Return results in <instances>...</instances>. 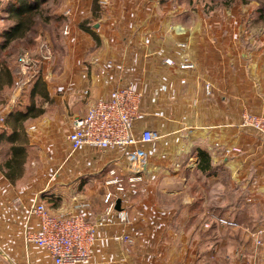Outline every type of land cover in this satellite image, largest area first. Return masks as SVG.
I'll return each mask as SVG.
<instances>
[{"label":"crops","instance_id":"obj_1","mask_svg":"<svg viewBox=\"0 0 264 264\" xmlns=\"http://www.w3.org/2000/svg\"><path fill=\"white\" fill-rule=\"evenodd\" d=\"M4 1L0 21L10 23L13 13L2 8ZM94 1L60 0L58 15L72 28L68 34L61 29L55 38L63 42L61 60L44 61L40 71L44 85L37 83L33 92L45 94L50 106L24 121L29 145L15 181L3 165L13 144L11 126L0 116V146L8 142L0 154V264H55L45 248L24 239V231L38 223L29 208L41 200L54 213L71 211L76 198L89 202L85 211L97 231L91 259L78 264H264V238L258 244L255 233L262 227L237 219L236 225L221 223L211 214L233 218L230 210L212 203L220 196L206 203L210 189L223 185L224 178L238 187L237 201L246 200V191L264 193V141L238 126L245 108L264 112V31L255 33L251 26L258 2L238 3L223 12L200 9L183 19L169 13L176 0H111L105 6L97 0L96 44L80 27L92 19ZM180 41H187V48H180ZM184 55L195 63L193 69L165 62ZM205 81L212 83L210 95ZM123 84L134 85L142 96L136 130L148 127L158 136L147 145L150 161L143 179L114 198L115 209L129 210L132 225L118 222L104 200L110 189L104 179L109 169L125 167L123 154L91 147L71 153L67 138L74 117ZM232 145L242 152L225 155L224 148ZM198 148L208 152L213 169L202 172L193 185ZM215 173L226 176L216 179ZM199 188L202 195H195ZM128 233L135 238L130 248L122 240Z\"/></svg>","mask_w":264,"mask_h":264},{"label":"built area","instance_id":"obj_2","mask_svg":"<svg viewBox=\"0 0 264 264\" xmlns=\"http://www.w3.org/2000/svg\"><path fill=\"white\" fill-rule=\"evenodd\" d=\"M102 6L111 0H98ZM70 10L64 12L70 16ZM72 28V22L65 21L63 33L68 34ZM185 45V44H181ZM46 46V54L43 61L50 57ZM25 63L23 69L30 68L28 53L21 55ZM169 65H176L180 70L193 69L195 63L188 57L180 58L177 62L173 58H166ZM205 93L211 94L209 83L204 84ZM142 117V96L132 84H123L112 88L107 95L100 97L91 103L86 113L76 116L71 122L68 133L70 152L74 153L83 147H91L100 150H119L124 157L125 167L109 169V175L104 179L108 186L104 200L108 203V210L113 211L118 222L123 225H132L130 212L127 208L115 209L114 198L127 192V185L140 181L144 177L149 165L150 154L148 146L157 133L148 127L136 130V123ZM249 122L254 129L264 136V115H255ZM30 128H34L31 126ZM238 145L226 148L225 151L240 152ZM112 187V188H111ZM89 202L76 198L71 211H50L46 204L37 200L29 208V213L37 218V227L26 229L24 239L45 248L53 258L55 264H78L87 262L92 257V247L97 239L95 224L88 221L86 209ZM210 218H216L221 223L233 224L221 216L211 214ZM204 226H210V220H206ZM263 228L256 230L258 244L262 243L261 234ZM122 240L130 248L135 244L133 234H124Z\"/></svg>","mask_w":264,"mask_h":264},{"label":"rangeland","instance_id":"obj_3","mask_svg":"<svg viewBox=\"0 0 264 264\" xmlns=\"http://www.w3.org/2000/svg\"><path fill=\"white\" fill-rule=\"evenodd\" d=\"M252 1L258 2L259 10H257V6H256L255 10L257 13L255 12L254 17L251 18V21H252L251 26H252V29L255 30V33H259V32L264 31V0H176L177 4H173L170 6L169 9L171 12L169 13L178 14L183 19H187L189 16H194L195 12L197 13L198 10L200 9L203 12L205 11V13L207 11L223 12L222 11L223 9L234 8L235 5L238 3L248 4L249 2H252ZM61 5L62 3H60V0H49L48 1L47 6H46L47 10H44L39 16H37L38 21L40 22H38L37 36H35L33 43L28 44V45L24 44V45L19 46L11 42L6 47V49L4 50L0 49V59L5 62L7 61L8 64L7 63L6 64L11 69L10 76H12V80H10L6 71H4L3 75H0L1 76L0 78V116L3 115V117H5L10 113L11 110L19 109L21 106L24 107V105H26L29 102H32L36 106L41 105L45 109V112L47 111V109H49L48 106H50V103L46 106V103H45L46 98L40 97V96L36 97V93L33 91H35V88H36L35 83L37 82L35 81H37V78L39 77V74H40L39 71L42 70L45 64L43 61V58H44V55L46 54V46L49 49V51H51L49 53L50 57L47 59L49 64L51 62L52 64H57L58 61L61 60V57L63 55V50H64V48H62L63 42L60 40L57 41L54 37L55 35L56 36L58 35L61 29L63 30V26L62 24H60L61 22H59V19L56 18V17H60L58 13L60 12L59 8ZM260 8H261V12H260ZM48 13L50 14L51 20L50 22L45 23L43 22L44 17H46V14ZM177 18L180 19L179 17ZM253 18H254V22H253ZM4 21L7 22L9 20L5 19ZM4 21L3 20L0 21V25H2ZM0 30H1V26H0ZM47 33L51 37L49 36L46 37L44 35ZM1 41L3 40L0 38V42ZM257 42L259 43V46H260L261 41H257ZM181 44H185V45H181ZM262 44H264V42ZM178 46L182 49H185L187 48L188 43L187 41H180L178 43ZM243 48H246L247 54L249 56L248 48L246 46H244ZM25 52L29 54V57L31 60L30 65H29L30 68L27 69L26 71L23 69L25 63L20 58L21 55L24 54ZM183 57H188V56L184 55L181 58ZM40 77L41 79L43 78L41 75ZM206 83L210 84L211 91H212V83L210 81H205L204 84ZM21 89L25 91L23 92L24 93L23 97L20 96L21 94L19 95L20 91L22 92ZM15 94H18L19 96L12 103L11 100L13 96H15ZM252 114L264 115V112H255V111L245 108L242 111L241 119H240V122L238 123V126L241 129H244L247 133L251 132L255 134L257 137H259L262 141H264V136L260 133L259 130L254 129L253 125L249 122V120L253 118L251 117ZM28 120L29 119H27L26 122ZM7 122L9 126H11L10 128H12L14 124L16 123L13 117L8 119ZM25 124L24 126L26 127ZM23 139L24 140L27 139V136H25ZM6 143L8 142H5L3 140V144H1L2 147L0 146V154H4ZM232 146L230 147L227 146L224 148L225 155H230L232 153V152L227 153L225 151L226 148H231ZM199 149H202V148L197 149V156H198ZM7 156H6V159H7ZM8 160H9V157H8ZM8 160H5L3 162L4 166H6V162ZM214 172H217L216 168ZM224 174L225 173H222L221 175H219L215 173L214 177L216 176L217 177L216 179H218ZM191 175L190 177H192V181L190 182L193 185L196 182V178L198 176L199 177L203 176L202 171L199 168H197V171L193 172ZM224 179L226 181L222 180L224 182L223 185H220V187L218 185H215L212 187V189H210V191L208 192L209 201L206 203L211 204L210 202H212L211 200L212 197H214L215 195L220 196L221 200H217L218 202L213 201L212 203L214 205H217L218 203H220L222 207L227 208L226 209L227 211L230 210L231 216L234 219V221H232L233 219L230 220L231 222H235L236 219L246 224L248 223L252 224L253 222H255L258 224V226H261L264 229V193L257 194L253 192L254 193L253 195L250 191H246L245 193L247 194V196L245 197L246 200L244 199L243 201H237L236 199H237V196L239 195L238 187H233L230 184V182L227 181L226 178ZM203 184L206 186L204 182ZM203 184L201 182L202 186ZM202 193L203 192L201 191V188H199L197 189V191H195L194 194L202 195ZM249 194L250 196H248ZM232 208L237 209V211L239 210V212H240V209H243V210L240 212L239 215H236L235 217V215L232 214V211H231ZM230 225H233V224H230ZM260 236L261 238L262 237L264 238V231ZM260 250H262V248Z\"/></svg>","mask_w":264,"mask_h":264},{"label":"trees","instance_id":"obj_4","mask_svg":"<svg viewBox=\"0 0 264 264\" xmlns=\"http://www.w3.org/2000/svg\"><path fill=\"white\" fill-rule=\"evenodd\" d=\"M49 0H5L3 7L4 10L12 12L10 14L12 18L9 17L10 23L7 22L1 28V35L3 36L1 39L3 41L0 42V49L4 50L9 45V43H14L16 45H24L31 44L34 42L35 36H37V25H38V17L44 10H47V3ZM97 0L94 1L93 11L94 14L92 19L83 20L80 23V27L92 34L94 37L96 44L100 43L99 36L93 30V24L99 17L97 10L99 9L96 5ZM100 4V3H99ZM101 5V4H100ZM49 9V8H48ZM59 19L60 24L64 23V17H56ZM8 19V18H7ZM51 17L50 14H46L44 17L45 23L50 22ZM56 38V35L54 36ZM57 39V38H56ZM7 61H3L0 59V75H3L4 71L8 74L10 80H12V76H10L11 69L8 67ZM42 68V67H41ZM40 72V71H39ZM1 78V76H0ZM38 84L42 87L44 85L41 80L40 74L37 78ZM35 83V85H37ZM42 97L46 98V95L42 93ZM45 112V109L39 105L36 106L32 102L27 103L24 107H20L19 109L11 110L10 113L5 116L6 122L8 118H14L15 124L9 131V137L13 141V144L10 148V157L6 162V176L15 181L18 177L21 176L23 172V164L26 159L27 154V146L29 145L27 139H23L27 136L24 121L30 117H38L41 116ZM198 168L202 171H212L213 166L210 164V157L208 152L203 149L198 150Z\"/></svg>","mask_w":264,"mask_h":264},{"label":"water","instance_id":"obj_5","mask_svg":"<svg viewBox=\"0 0 264 264\" xmlns=\"http://www.w3.org/2000/svg\"><path fill=\"white\" fill-rule=\"evenodd\" d=\"M97 26H98V23L95 24V27H97ZM242 52H243V55H244L245 57H248V54H247L246 48H243Z\"/></svg>","mask_w":264,"mask_h":264}]
</instances>
